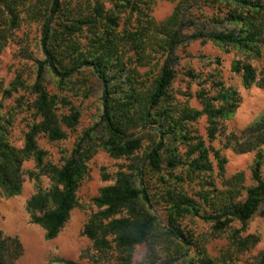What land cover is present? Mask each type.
<instances>
[{"label":"trees","instance_id":"16d2710c","mask_svg":"<svg viewBox=\"0 0 264 264\" xmlns=\"http://www.w3.org/2000/svg\"><path fill=\"white\" fill-rule=\"evenodd\" d=\"M155 2L0 0V25L5 22L15 30L25 20L24 15L39 23L44 57L36 61L35 82L28 87L35 97L32 108L36 121L25 133L24 147L12 144L11 122L0 124V197L19 196L26 174L35 181L47 177L51 187L32 196L26 210L31 222L52 241L79 207L78 190L98 150L113 159L129 161L127 171L117 173L113 184L93 199L97 212L90 216L83 236L91 241L98 258L87 264H134L135 250L142 246L148 251L140 264H216L206 248L209 239L192 243V232L183 227L189 218L211 224L210 241L231 232V248L244 251L258 243V237L244 238L233 224L245 227L263 212L264 117L240 133H227L223 122L234 116L242 97L223 81L219 58L209 60L210 69L202 65L198 71L194 67L186 70V77L198 86L196 99L201 109L191 106L192 95L177 103L172 92L178 78L179 53L190 56L187 49L198 40L242 56L233 62V72L239 74L245 89L257 86L264 90V66L257 69L253 65L264 63V0H182L161 23L153 17ZM201 2L217 13L200 25L201 19L193 10H202ZM188 30L194 33L188 35ZM0 41H7L5 31ZM85 73L101 85V122L84 133L62 165H55L47 160L38 138L44 136L51 143L66 141L67 130L74 132L79 126L81 111L66 97L49 90L47 74L55 78L56 89L62 93L77 76L86 77ZM24 83L19 77L16 85L24 87ZM203 118L208 124L209 146L197 129ZM150 131L157 139L144 148ZM220 138L223 149L254 154L251 173L255 185L245 186L242 173L226 178L228 160L214 147ZM180 146L187 149L185 157L179 153ZM29 161L35 162L36 171L24 170ZM214 161L224 190L207 181L215 172ZM180 168H186V177L173 175ZM203 176L211 189L203 186L198 202L183 185L187 179L202 180ZM156 206L166 213L165 226L154 213ZM167 244L171 249L161 259L160 251ZM191 247L195 248V258L190 255ZM23 255L20 240L0 229V264H16ZM261 257L264 262V253ZM54 262L83 264L67 259Z\"/></svg>","mask_w":264,"mask_h":264},{"label":"rangeland","instance_id":"374dc122","mask_svg":"<svg viewBox=\"0 0 264 264\" xmlns=\"http://www.w3.org/2000/svg\"><path fill=\"white\" fill-rule=\"evenodd\" d=\"M182 0H156L153 8L154 19L161 23L167 20L174 12L176 7ZM201 8H194L201 24L206 17L217 13L215 9H207L203 2L200 3ZM208 10V12H206ZM24 21L20 27L10 30L5 24L0 25V36L5 31L7 41H0V124L11 122L10 139L17 148H23L25 145V133L28 132L29 126L35 123V111L32 108L35 97L31 95L29 86L34 84L36 78V61L44 60L40 39L41 26L38 22L27 20L24 15ZM188 35L194 33V30L185 32ZM190 56L186 53H179L180 63L177 68L178 78L173 86V92L177 103H184L190 96V104L192 107L201 109L199 101L196 99L198 91L197 84H193L186 77V70L194 67L197 71L202 65L208 69L209 60L213 61L217 58L221 59L223 65L220 67V74L227 87L236 88L241 97L242 102L234 116L223 122V126L227 129V133H240L245 128L258 122L264 117V90L253 86L251 89H245L239 74L232 70L234 61L242 60V56L236 55L235 51L230 49H221L210 41L198 40L190 44L187 49ZM257 69L264 66V63L256 61L253 64ZM80 76V77H79ZM77 76L69 85L67 91L58 92L56 89V80L47 74V83L52 93H58L66 97L72 105L81 111V121L74 132L67 130L68 139L60 143H51L44 136L38 138L39 146L47 152V160L55 165H62L63 160L70 156L75 148L78 140L88 130L95 128L101 122V97L102 90L100 83L90 74L85 73ZM19 77L25 82L24 87L17 86ZM188 96V97H187ZM23 97V104L18 101ZM69 113L68 109L64 111ZM207 120L201 119L197 127L200 135L209 146L207 136ZM98 136L103 134L101 128L98 129ZM150 136L145 137L144 148L151 146V141L157 139L155 132L150 131ZM220 138L214 147L222 150V154L227 158L226 178L232 179L238 174L244 175V185L247 187L255 185L252 180L251 168L254 162V154L240 155L231 150L223 149ZM186 147L180 146L179 153L185 157ZM141 153L140 155H142ZM129 161L116 160L104 150H98L97 154L88 164V175L80 185L78 190L79 207L73 211L69 222L66 224L61 234L52 241L46 239L45 231L31 222L30 216L26 210V204L32 196L39 190H48L51 187V181L47 177H41L39 181H35L25 175V182L22 193L14 198L0 197V229L10 237L18 238L23 245L24 255L16 264H58L56 259H67L87 264L98 258L94 251L90 240L83 236V229L88 222L90 216L97 212V208L93 204V199L99 195L102 188L113 184V179L117 173L127 171ZM215 172L212 178H208V182H213L219 190H224V181L219 176L217 162L214 161ZM24 170L26 172L36 171V164L33 161L25 163ZM164 172L163 175H167ZM174 176H187L186 168H180L173 174ZM264 178V167L262 171ZM204 179L195 178L193 181L187 179L183 188L200 202L197 196L202 190L211 189ZM108 179V180H107ZM262 213L257 214L248 224L243 227L241 223H234L233 228L241 231L244 238L249 236L258 237V243L247 250L239 251L230 247L229 235L223 238L210 241L209 234L211 224L205 223L198 218H189L184 222L185 231H191L194 238L192 243L197 240L207 243V250L210 257L216 264H264L262 254L264 253V208ZM154 213L162 222V226L166 225V213L161 206H156ZM171 244L164 245L160 251L164 259L171 249ZM147 247H138L134 253V264L143 263L147 254ZM229 254L231 256H229ZM191 257L195 258V248H190ZM181 259L179 262H182ZM178 262V263H179Z\"/></svg>","mask_w":264,"mask_h":264}]
</instances>
